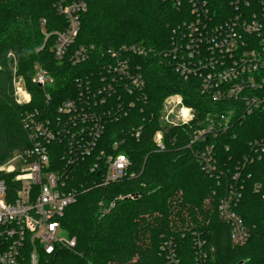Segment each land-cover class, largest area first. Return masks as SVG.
<instances>
[{
	"label": "trees",
	"instance_id": "1",
	"mask_svg": "<svg viewBox=\"0 0 264 264\" xmlns=\"http://www.w3.org/2000/svg\"><path fill=\"white\" fill-rule=\"evenodd\" d=\"M55 1L70 4L78 0H0V164L28 148L21 123L25 112L53 113L63 100L76 98L78 84L93 73V81L98 83L102 52L124 45L151 51L136 62L144 78L146 100L137 102L123 94L120 101L114 97L103 106L114 108L118 102L127 112L126 116L116 113L114 118L106 115L100 140L108 152L116 143L117 151L128 158L126 176L99 186L95 185L100 179L98 171H89L92 162L84 159L77 165L67 179V187L77 190V198L60 218L62 229L76 238V248H56L50 257L39 251L38 264H197V240L206 254L200 264H264V197L254 190L255 184L263 182L264 157L245 165L243 160L250 152L249 143L264 137V112L232 123L215 138L206 135L195 140L208 113L220 115L241 105L213 102L209 95L201 94L203 79L198 74L183 80L174 66L163 60L162 54L171 45L172 29L190 18L188 0L181 1V7L163 0H82L87 10L80 15L78 34L61 62L49 54L54 33L66 27ZM45 34L50 35L46 40ZM89 46L95 52L85 62L73 65L72 53ZM9 53L15 55L17 74L31 95L26 105L14 100ZM35 64L53 79L52 85L40 88L32 83ZM45 95L50 96L48 104ZM170 95L182 97L183 104L194 112L193 121L184 126H161L162 103ZM137 130L140 135L135 137ZM157 131L163 132L162 151L153 141ZM206 146L212 148L213 169H207L199 156ZM62 148L50 146L52 161ZM236 173L239 179L234 182ZM235 183L240 193L236 212L250 229V237L241 247L231 245L229 226L216 213V203ZM103 209L108 211L103 213ZM182 214L191 220V227L174 223ZM209 247L214 248L213 253ZM6 249L0 237V253ZM28 251L26 245L23 264H29Z\"/></svg>",
	"mask_w": 264,
	"mask_h": 264
},
{
	"label": "built area",
	"instance_id": "2",
	"mask_svg": "<svg viewBox=\"0 0 264 264\" xmlns=\"http://www.w3.org/2000/svg\"><path fill=\"white\" fill-rule=\"evenodd\" d=\"M163 1L181 7V1L187 0ZM224 1L225 4H220V0H188L190 18L172 29L170 48L162 54L163 60L172 64L183 80L197 74L203 79L202 95H209L215 103L239 102L241 105L220 115L208 113L205 127L195 132V140L206 135L215 138L232 123H241L247 116L264 112V0ZM54 5L57 14L65 19L66 27L54 33L49 54L54 61L61 62L78 34L79 16L86 12V4L78 0ZM49 36L45 34V40ZM150 51L140 45L108 49L100 55L104 59L99 61L98 68L102 71L98 83L93 81L96 79L93 73L85 83L78 84L76 98L63 100L55 112L34 109L22 115L28 148L0 164V237L7 244V249L0 253V264H23L26 245L29 264H38L39 251L50 257L56 248L68 251L76 248V238L66 236L60 224L65 209L75 203L78 194L76 189L67 187L68 176L84 159L92 162L90 172L98 171L100 179L95 185L105 186L126 176L130 166L128 158L117 151L116 143L108 152L100 146V140L106 115L114 118L117 114L126 116L127 112L118 102L114 108L103 106L114 97L120 101L123 94L137 102L146 100L144 78L136 62L137 57ZM93 52V46L79 47L71 55L72 64L85 62ZM8 58L14 100L20 106L26 105L31 95L17 74L15 55L9 53ZM34 70L32 83L40 88L52 85L53 79L38 64ZM45 100L48 104L50 96L45 95ZM127 106L131 108L132 103ZM194 118V112L183 104L180 95L164 99L159 116L163 126H184ZM139 130L134 132L135 137L140 135ZM153 141L158 151L164 150L162 131L154 134ZM53 144L63 146L55 161L49 149ZM249 146V154L243 157L244 165L264 157V137L254 139ZM199 156L207 169H213L210 166L212 148L206 146ZM238 179V173L232 176L234 182ZM262 185L264 178L262 183L254 185V190L264 197ZM235 186L236 183L218 200L216 213L229 226L231 245L241 247L248 241L250 229L236 212L240 193ZM195 246L196 261L200 264L206 254L199 240ZM209 248L213 253L214 248Z\"/></svg>",
	"mask_w": 264,
	"mask_h": 264
},
{
	"label": "rangeland",
	"instance_id": "3",
	"mask_svg": "<svg viewBox=\"0 0 264 264\" xmlns=\"http://www.w3.org/2000/svg\"><path fill=\"white\" fill-rule=\"evenodd\" d=\"M82 1V0H81ZM56 2V1H55ZM54 2V3H55ZM53 3V4H54ZM86 4V3H85ZM86 10H87V5H86ZM62 17V16H61ZM80 17V16H79ZM35 66V65H34ZM21 77V76H20ZM22 78V77H21ZM22 81H23V84H24V80L22 79ZM25 87V86H24ZM191 109V108H190ZM193 111V110H192ZM162 116H163V112H162ZM162 123V122H161ZM164 124L162 123L161 124V126L163 127V128H166L167 126H163ZM177 202H173V204L175 205ZM183 219H184V221H183ZM174 223H176V225H182V227H184V228H186V227H188V226H190L191 227V220L189 219V218H187V217H185L184 216V214H182V219H180V218H176L175 219V222ZM64 233L66 234V236H69V237H71L66 231H64Z\"/></svg>",
	"mask_w": 264,
	"mask_h": 264
}]
</instances>
